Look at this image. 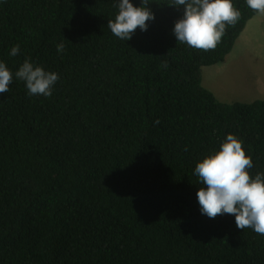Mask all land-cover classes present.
Segmentation results:
<instances>
[{
    "label": "trees",
    "instance_id": "1",
    "mask_svg": "<svg viewBox=\"0 0 264 264\" xmlns=\"http://www.w3.org/2000/svg\"><path fill=\"white\" fill-rule=\"evenodd\" d=\"M232 2L240 19L202 51L177 42L173 0H148L155 19L128 41L107 27L119 0H0L13 73L0 94V264H264V236L202 215L196 196V164L228 134L250 175L264 173V100L224 103L203 85L259 15ZM25 60L58 74L51 97L15 77Z\"/></svg>",
    "mask_w": 264,
    "mask_h": 264
},
{
    "label": "clouds",
    "instance_id": "2",
    "mask_svg": "<svg viewBox=\"0 0 264 264\" xmlns=\"http://www.w3.org/2000/svg\"><path fill=\"white\" fill-rule=\"evenodd\" d=\"M141 4V7H134L130 0H119L118 14L107 24L115 37L128 41L138 28L147 31V22L153 21L155 16L148 7V0H141ZM246 4L254 12L264 15V0H246ZM181 6L183 17L175 22L173 34L177 42L196 50H214L226 28L235 26L241 17L232 0H173L172 7ZM64 47L63 43L57 45V52L62 53ZM18 53L17 45L10 55ZM15 77L25 82L30 96L45 97H51L59 79L57 73L46 72L29 60L24 61ZM12 82L13 73L0 62V94L8 92ZM252 167V158L246 154L243 141L228 134L219 151L196 164L194 175L206 186L201 187L196 196L202 215L210 219L233 215L237 229L251 228L264 236V173H257L253 178L249 172Z\"/></svg>",
    "mask_w": 264,
    "mask_h": 264
},
{
    "label": "rangeland",
    "instance_id": "3",
    "mask_svg": "<svg viewBox=\"0 0 264 264\" xmlns=\"http://www.w3.org/2000/svg\"><path fill=\"white\" fill-rule=\"evenodd\" d=\"M257 17L248 23L224 63L203 69V84L210 78L212 92L221 102L264 100V91L259 90L264 84V29Z\"/></svg>",
    "mask_w": 264,
    "mask_h": 264
},
{
    "label": "crops",
    "instance_id": "4",
    "mask_svg": "<svg viewBox=\"0 0 264 264\" xmlns=\"http://www.w3.org/2000/svg\"><path fill=\"white\" fill-rule=\"evenodd\" d=\"M259 16H260L259 25H260L261 28L264 29V15H260V14H259ZM258 18H259V17H257L255 20H257ZM203 85H204L205 88H207V89H209V90H211V91H212V88H211V87L214 88V86H212V84H211L210 78H208V79L206 80V83H204ZM261 85H262V87L259 88V90H263V91H264V84H261ZM214 94H215V92H214Z\"/></svg>",
    "mask_w": 264,
    "mask_h": 264
}]
</instances>
